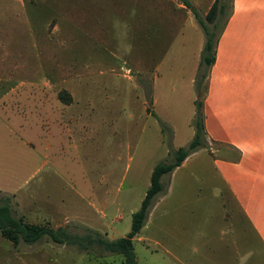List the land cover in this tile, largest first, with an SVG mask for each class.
<instances>
[{"label": "rangeland", "instance_id": "1", "mask_svg": "<svg viewBox=\"0 0 264 264\" xmlns=\"http://www.w3.org/2000/svg\"><path fill=\"white\" fill-rule=\"evenodd\" d=\"M189 1L203 18L214 0ZM187 16L179 0H0V182L14 190L0 198L9 196L15 217L71 234L128 233L153 166L194 134V100L206 79L197 95L190 78L202 34L185 23L180 36L170 35ZM206 141L209 148L177 170L166 209L158 199L173 171L163 176L165 191L133 237L138 264H181L165 249L160 225L193 235L195 249L183 258L225 260L211 242L226 221L200 199L210 198L204 180H220L205 156L225 157L223 147L237 153ZM103 197L115 201L105 209ZM0 264H123V257L45 237L14 247L0 234Z\"/></svg>", "mask_w": 264, "mask_h": 264}, {"label": "crops", "instance_id": "2", "mask_svg": "<svg viewBox=\"0 0 264 264\" xmlns=\"http://www.w3.org/2000/svg\"><path fill=\"white\" fill-rule=\"evenodd\" d=\"M231 5L229 17L217 41L214 63L206 78L203 109L208 138L236 153L238 150L239 155L238 158L236 155L228 156L224 147L219 150L225 157L214 151L212 155L207 152L209 156H205V164L211 160L210 166L220 180H204L203 184L211 191L207 194L210 198L200 199L202 202L208 200L210 212L216 213V216L221 214L226 221L227 229L218 232L211 242L215 252L223 251L225 260L222 258L207 263L205 260L183 258L187 254L183 251L195 249L190 245L193 235L178 226L172 231L171 227L160 225L165 249L178 252L179 256L175 254V259L181 264H264V0H231ZM135 12L141 15L138 7H135ZM176 22V30L170 34L174 39L182 34L185 23L195 31L201 30L196 51L199 64L204 43L201 27L194 15ZM157 30L159 35L160 29ZM198 64L190 78L192 85ZM156 79L155 75L154 84ZM152 98L154 105L155 98ZM200 150L188 155L173 170L166 191L159 196V206L167 208L168 204L164 202L169 192L173 191L170 182L177 170L186 166L192 154ZM0 191L14 192L7 190L1 182ZM114 201L113 198L103 197L101 203L106 209ZM105 209L99 213L101 220L106 218ZM192 241L195 242L194 239ZM207 244L208 241L204 243Z\"/></svg>", "mask_w": 264, "mask_h": 264}, {"label": "trees", "instance_id": "3", "mask_svg": "<svg viewBox=\"0 0 264 264\" xmlns=\"http://www.w3.org/2000/svg\"><path fill=\"white\" fill-rule=\"evenodd\" d=\"M179 1L191 10L204 34V43L194 80V87L198 93L197 95H199L201 85L204 79L207 78L209 70L214 63L217 41L226 24L230 11L224 18L226 9L225 0H214L202 18L196 7L189 0ZM194 104L195 113L192 119V126L194 128L193 137L186 146L179 147L174 151L172 159H163L155 164L150 174V184L145 191L139 208L132 213L130 230L125 236L107 239L92 229H86L83 234H71L62 226L51 228L29 223L21 216H14L10 206V198L7 195L0 198V234L9 240L14 247L20 242L33 244L45 237L55 243L75 245L79 250L89 251L96 247L100 251L121 255L123 257V264H138L134 253L133 237L144 226L148 210L154 198L165 191L166 184L162 181L163 176L171 173L191 153L200 148H209L206 141L207 132L204 123L203 98L198 99L196 97ZM160 125L162 129L166 126L162 121H160ZM238 155L239 151L237 150V158Z\"/></svg>", "mask_w": 264, "mask_h": 264}]
</instances>
